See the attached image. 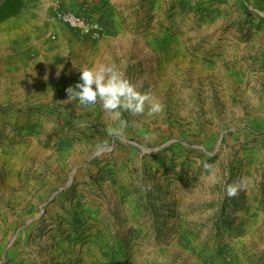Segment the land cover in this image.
<instances>
[{
	"label": "rangeland",
	"instance_id": "obj_1",
	"mask_svg": "<svg viewBox=\"0 0 264 264\" xmlns=\"http://www.w3.org/2000/svg\"><path fill=\"white\" fill-rule=\"evenodd\" d=\"M54 1L0 0V264H264V0H61L130 33L117 67L163 104L119 134L68 101L92 65Z\"/></svg>",
	"mask_w": 264,
	"mask_h": 264
},
{
	"label": "clouds",
	"instance_id": "obj_2",
	"mask_svg": "<svg viewBox=\"0 0 264 264\" xmlns=\"http://www.w3.org/2000/svg\"><path fill=\"white\" fill-rule=\"evenodd\" d=\"M66 91L68 101L77 100L80 105L94 104L99 98L109 117L118 122L117 127L109 125L110 134H119L126 126V121L121 119L122 110L133 114L142 113L146 103L150 113H158L163 109V104L157 97L140 91L115 64L97 63L92 67L80 68L79 80ZM211 167L205 164V168ZM237 190L238 185L235 183L226 185L228 196L236 195Z\"/></svg>",
	"mask_w": 264,
	"mask_h": 264
},
{
	"label": "crops",
	"instance_id": "obj_3",
	"mask_svg": "<svg viewBox=\"0 0 264 264\" xmlns=\"http://www.w3.org/2000/svg\"><path fill=\"white\" fill-rule=\"evenodd\" d=\"M100 2L101 1H96L94 4H90L89 5L90 9H93V8L95 9V7H99ZM67 3L69 6L72 7L69 9L66 5H64L67 9H69V10L75 9L76 11L81 10L80 9L81 6H74L72 3L68 2V1H67ZM71 11H74V10H71ZM76 11H74V12H76ZM61 27H64V26H61ZM67 30H69V29H67ZM116 30H115V32H113V34H111V32H108V34L104 35L102 38L91 36V35H86L84 37V41L86 42V50H88V52H89L88 55H90V65L93 66L94 64H96L97 60L99 59L98 57H100L101 54H103L104 52L107 51L109 53L104 54V57H107V61L109 63H104V64H115L117 66L118 56H121L123 54L121 46L125 45L127 43L128 39L131 38V35L126 29H119L118 28ZM69 31H71V30H69ZM143 36H145V35L143 34L141 36L140 44L143 47H145L148 51H152L150 48L153 47L152 46L153 43H156L155 42V35L154 34H147L144 38H143ZM177 40H180V39L179 38L177 39V37H174V38L170 39L169 43H167L165 45L166 46L165 47L166 52H164V54L167 53L166 55H168L165 57V61L167 58H168L167 59L168 61H166L164 63V66L166 69L168 68V70L170 72H172V70L175 68V65H173V63H172V58L174 55L177 54V51L180 50L183 46L181 41H177ZM173 60H174V58H173ZM161 77L164 78L163 75ZM72 82L73 81H71L67 85L72 86L73 85V84H71Z\"/></svg>",
	"mask_w": 264,
	"mask_h": 264
},
{
	"label": "built area",
	"instance_id": "obj_4",
	"mask_svg": "<svg viewBox=\"0 0 264 264\" xmlns=\"http://www.w3.org/2000/svg\"><path fill=\"white\" fill-rule=\"evenodd\" d=\"M51 16L59 25L80 34L101 37L107 31V27L103 21L92 16L78 14L64 7L61 0H55L51 7ZM52 39L56 40L58 33L53 30Z\"/></svg>",
	"mask_w": 264,
	"mask_h": 264
}]
</instances>
